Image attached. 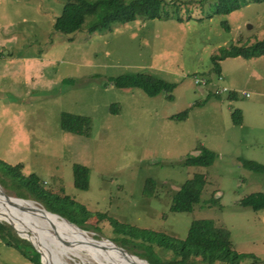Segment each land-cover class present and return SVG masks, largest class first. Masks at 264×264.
Wrapping results in <instances>:
<instances>
[{
	"label": "rangeland",
	"instance_id": "rangeland-1",
	"mask_svg": "<svg viewBox=\"0 0 264 264\" xmlns=\"http://www.w3.org/2000/svg\"><path fill=\"white\" fill-rule=\"evenodd\" d=\"M165 1L161 18L64 35L53 23L65 0H0V159L22 164L20 173L35 174L56 201L70 199L72 204L57 205L86 230L74 225L147 263L141 256H148V246L162 261L175 255L138 230L168 244L184 239L191 221L208 219L229 230L234 250L255 257L239 264H260L264 209L239 201L264 193V170H249L239 160L264 167V56L229 57L218 71L211 56L221 47L264 40V0H238L239 8L227 15L215 12L218 0ZM129 73L175 84L172 98L117 88L110 79ZM185 110L184 119L170 118ZM235 110L241 112L240 125L233 123ZM63 112L89 117V135L63 131ZM202 148L215 152L211 165L182 164ZM73 164L89 168L87 190L75 188ZM195 173L205 177L200 202L191 212L170 211L172 196ZM148 179L155 184L145 191ZM25 200L50 211L39 199ZM5 220L12 223L0 210ZM10 225L39 250L27 233ZM48 243L58 247L57 264H99L85 252L65 255ZM188 262L207 264L199 256ZM0 264L34 263L0 241Z\"/></svg>",
	"mask_w": 264,
	"mask_h": 264
},
{
	"label": "trees",
	"instance_id": "trees-1",
	"mask_svg": "<svg viewBox=\"0 0 264 264\" xmlns=\"http://www.w3.org/2000/svg\"><path fill=\"white\" fill-rule=\"evenodd\" d=\"M167 4L168 2L165 0H65L61 14L54 20L53 28L64 35L73 34L81 29L91 33L110 28L116 23L131 22L137 18H161L166 15L164 7ZM173 4L175 5L176 2H173ZM237 8H239L238 0H218L215 3V12L222 15H227ZM176 19L182 20V16H177ZM223 25L228 28L226 23L223 22ZM239 56L244 59L264 56V40H257L250 44H231L228 47L219 48L217 53L211 56L213 68L218 71L221 60ZM110 79L117 88H140L149 96L166 92L168 97L172 98L170 93L175 88V84L147 73L121 74ZM230 95H234L233 92ZM117 112L116 108L111 110L113 114ZM186 116L187 110L177 115H172L170 118L179 120L184 119ZM232 119L234 124L240 125V110H235L232 113ZM90 126L91 121L87 116L66 112L61 113L60 127L65 132L88 136ZM215 157V152L202 148L199 154L186 155L182 160V164L206 167L213 163ZM239 161L249 170L255 172L264 170L263 165L257 162L247 159ZM20 170L22 171V164L13 165L0 159L1 186L5 189L8 187V191L12 190V193L17 197L41 200L46 209L67 218L72 223L86 230L80 221H75V219H71L68 215H63L59 211L60 206L57 203L67 205L71 203L70 199L68 200L64 196L62 198L59 197L63 202L56 201L55 196L41 187L35 174L24 176L22 172L20 173ZM72 171L75 188L87 190L89 186V168L80 164H73ZM153 184L155 183L148 179L145 182V191H149L150 186ZM204 184L205 177L199 173H195L191 178L187 179L172 196L170 211L191 212L201 200V191ZM239 204L252 210L264 209V193L254 192L248 194L240 199ZM138 232L146 234L152 242L156 240L159 246L163 245L171 249L173 255H175V259L172 261H162L156 256L155 252L152 253V247L148 246L146 247L148 250H145L148 256H140L145 258L149 264H191L188 262L189 258L197 256L207 264L215 262L239 264L242 259L255 258L251 254L238 253L234 250L229 230L223 226L216 225L208 219L191 221L186 237L182 240H172L168 244L156 233L150 231L146 233V231L141 230H138ZM0 241L6 246L17 250L31 263L41 264L39 262V252L34 249L27 239L19 237L11 225L4 221H0ZM260 264H264V262Z\"/></svg>",
	"mask_w": 264,
	"mask_h": 264
},
{
	"label": "bare ground",
	"instance_id": "bare-ground-1",
	"mask_svg": "<svg viewBox=\"0 0 264 264\" xmlns=\"http://www.w3.org/2000/svg\"><path fill=\"white\" fill-rule=\"evenodd\" d=\"M37 205L21 198H8L0 191V210L12 221L17 231L27 233L33 240L46 264H57L56 259H60L56 253L58 247L57 251L51 248L49 241L60 246L65 255L76 256L85 252L99 264H149L127 250L117 248L109 240L99 242L103 240L94 239L66 219ZM68 242L71 245L66 246Z\"/></svg>",
	"mask_w": 264,
	"mask_h": 264
},
{
	"label": "water",
	"instance_id": "water-1",
	"mask_svg": "<svg viewBox=\"0 0 264 264\" xmlns=\"http://www.w3.org/2000/svg\"><path fill=\"white\" fill-rule=\"evenodd\" d=\"M0 191L6 196V197H10L11 198V196H9V195H7L6 193H4V191L1 189V187H0ZM50 212V211H49ZM54 214H56V213H54ZM56 215H58V214H56ZM59 216V215H58ZM65 219V218H64ZM67 221H69L68 219H66ZM7 222V221H6ZM71 224H73L71 221H69ZM9 223V222H8ZM9 224H11V223H9ZM74 225V224H73ZM99 240V239H98ZM110 241V240H109ZM112 242V241H111ZM113 243V242H112ZM117 248H120V249H123V250H126L125 248H123V247H121V246H118V245H116L115 243H113ZM38 252H40L39 250H38Z\"/></svg>",
	"mask_w": 264,
	"mask_h": 264
},
{
	"label": "crops",
	"instance_id": "crops-1",
	"mask_svg": "<svg viewBox=\"0 0 264 264\" xmlns=\"http://www.w3.org/2000/svg\"><path fill=\"white\" fill-rule=\"evenodd\" d=\"M260 57H261V56H260ZM251 60H253V58L248 59V61H251Z\"/></svg>",
	"mask_w": 264,
	"mask_h": 264
}]
</instances>
